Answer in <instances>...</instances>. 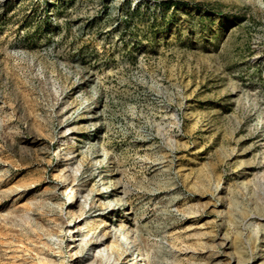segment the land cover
Instances as JSON below:
<instances>
[{"label": "rangeland", "instance_id": "1", "mask_svg": "<svg viewBox=\"0 0 264 264\" xmlns=\"http://www.w3.org/2000/svg\"><path fill=\"white\" fill-rule=\"evenodd\" d=\"M241 181L264 194V0H0V264H75L74 226L143 264H235L241 232L262 264L263 218L215 205Z\"/></svg>", "mask_w": 264, "mask_h": 264}, {"label": "bare ground", "instance_id": "2", "mask_svg": "<svg viewBox=\"0 0 264 264\" xmlns=\"http://www.w3.org/2000/svg\"><path fill=\"white\" fill-rule=\"evenodd\" d=\"M107 173L112 177V173H110V170H108ZM64 181L66 182L64 183L65 189H64L63 197H65L69 201L70 206L73 207L77 202V192L75 190L73 183L67 177L64 178ZM239 183H242V192H243L242 194L244 196L245 195L247 196H245L246 202L243 203L244 207H241V209L239 208L240 212L235 215L234 213H232L231 206L226 205L225 190L223 189V185L221 184V182H216L215 186L218 194H216L217 200L215 202V205L217 207L218 214L223 219L225 218L228 225L230 223H234L233 225L237 230L240 229V226H242L241 222L244 220L243 217L248 218L252 216V217L263 218L259 222L260 225L259 233L260 234L264 233V194L256 189H253L244 181H241ZM111 191L112 193L110 197L112 199L114 196L118 195V191L115 187H112ZM247 202H249L250 205ZM109 205L112 208L111 209L112 211L116 210V208L113 207V204H109ZM117 206H119L118 202L116 204V207ZM68 223L70 224V227L73 225L72 220H69ZM116 229L117 231L115 229L111 230L110 237L113 243H119L123 241L119 245L121 249L120 258H114L113 251L109 253L100 248L101 242H99V240L101 241L102 238L99 236V234H96L91 230L82 231V229L80 230V228L77 230L76 226H74L73 228L74 231L73 236L77 234V237H81L80 239H77V241H80V244L78 246H75V248L77 247L78 249L74 252L73 250L69 252L67 250L63 251L64 255L68 254V258L72 259V261L75 264H88V263L95 264L98 261H100V264H118L121 259L125 260L126 264H143V259L141 258L140 253L136 251L133 245L134 243L129 228L123 226L120 228L116 227ZM68 232H70V229H68ZM259 233H258V237H256V239L252 241V246H251L252 256L253 254L257 253L258 248L262 249L261 250L263 252L262 255L264 256V242H262V244H259V239H260ZM241 236H243V234H241L240 232V236L239 234H237L236 238L233 241L234 247L236 248V253L234 254L235 264H243L244 262L243 259L247 257V251L244 247L243 240H241L240 238ZM89 246L92 249L88 250ZM92 250H95L94 253H91ZM69 259L64 262L67 261L69 262L70 261ZM262 259H264V257ZM262 264H264V260Z\"/></svg>", "mask_w": 264, "mask_h": 264}]
</instances>
